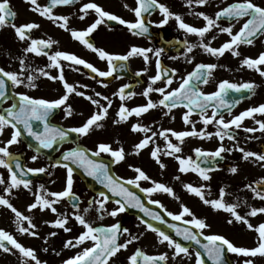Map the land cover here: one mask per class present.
Here are the masks:
<instances>
[{"label":"snow or ice","instance_id":"snow-or-ice-1","mask_svg":"<svg viewBox=\"0 0 264 264\" xmlns=\"http://www.w3.org/2000/svg\"><path fill=\"white\" fill-rule=\"evenodd\" d=\"M26 2L32 6L30 8L31 11L37 12L41 17L52 21L59 28L70 32L73 39L79 41L88 50L96 53L99 59L106 61L107 70H100L92 63L73 53L60 50L50 53L46 49L50 50L58 42L51 38L33 39L31 37V31L39 28V25L35 22L16 25L14 23L16 13L11 9L9 0H0V28L10 26L13 28L19 41H28L27 46L23 49L24 55L18 58L20 66L19 72L8 71L0 67V99L6 97L9 82L13 87L23 86L29 89H35L38 87L36 81L43 77L52 82L59 81L64 89L61 96L51 100L33 97L27 93H15L18 102H14L11 107L0 112V135L4 134L5 129H12L10 138L6 141H0V168L6 169L8 173L7 179L0 174V185H5L3 189L5 194L10 196L14 189H20L21 187L31 192L30 185L32 182L25 177L29 174L48 171L43 167L27 168L23 166L19 157L9 150L13 144L20 143V139L24 134H27V136L38 143L39 148L36 149L38 152L40 148L52 149L58 142L65 141L69 136V132L76 133L80 136H87L90 132L104 127L102 122L108 116L109 109L112 107V100L107 96H102L100 92H95L94 96L87 95L85 91L78 90V86L69 83L65 78L64 65L61 64V60L69 62L70 67L83 66L89 69L91 73L95 74L92 78L97 79V77H112L117 67L120 69L126 67L125 63H120L117 66V61L127 62L132 57H141L145 65H147L150 60V53L156 57V74L149 77V84L142 93L147 98V103L128 108L124 101L130 99L135 93L130 91L126 92V89L131 87L130 85L125 84L121 86L117 92L113 93L121 101L116 113L117 119L113 123H125L132 116L141 117L143 114L149 112V110L158 107L167 110L164 112L166 116L173 109L182 107L186 109L182 115L183 122L185 125L190 126V130L175 131L172 129H163L157 133L152 131L149 126L134 123L131 125V131L134 133H143L144 136L139 142L133 145L132 154L139 155L149 144L155 145L154 138L159 135L165 140L166 149L163 151V155L172 157L178 162V171L180 173H196L203 181H209L211 179L210 173L217 170L215 168V162L217 158L223 159L222 153L224 152L239 151L242 154L243 160L248 161L251 159L253 162L259 163L261 167H264V153L247 151L245 148L239 147L238 144L234 148H226L223 144L225 138L229 140L236 139L233 129H241L245 118L254 119L255 123L259 126L258 128L245 127L243 128L245 132L254 133L258 130L264 132V120L255 119L256 114L264 116V103L249 107L238 115H231L232 108L240 101L238 99H229V93H248L250 97L258 87L255 82L233 83L229 80H221L217 83L215 91L206 93L201 89L200 85L208 84L212 79L215 69L221 65L216 63H197L193 71L179 78L180 82L178 87L171 88L174 78H176L177 70L167 69L162 66L160 56L163 49L143 48L133 45L124 54L109 53L105 49L97 47L90 39L91 34L98 26L106 23V21H116L120 25L126 26L132 35L143 36L149 32V24L152 23L146 17L158 10L163 17L159 25L167 24L169 19H175L178 28L183 30L186 35L194 34L199 38L196 44L189 43L186 38L183 41H177V43H181L184 46V55L188 63H192L194 56H189V54L196 47L201 48L205 53L217 58L224 56L226 52H230L233 57H238L241 55L238 50L240 45L252 46L257 39L264 37V5L255 3L254 0H233L232 3L219 8L214 16H210L204 12L194 13L205 22L204 26L195 27L186 23L178 13L171 12L159 0H135L136 6L134 8L125 3L124 7L134 13V21H128L118 15L110 13L102 6L93 2V0H89L88 3H84L80 7L79 12L82 15L79 18L83 20L91 10L96 14V19L87 28L76 30L69 27L68 16L56 15L53 9L57 6L73 5L77 0H48V3L43 6L38 4L37 0H26ZM185 3L186 6L191 8L193 4L205 6L210 3V0H185ZM222 19L228 20L229 23L227 26H222L219 23ZM241 21L243 22L240 24L239 29L233 31L235 24ZM214 28L218 29V33L227 34L230 38L219 47H213L211 44L212 40L217 39V35H213L211 40L205 42L206 34ZM30 53L35 56L47 57L49 63L46 65V68H54L58 74L52 75L46 68H31L26 63L27 55ZM240 66L254 70L261 77H264V67H262L264 66V52H260L255 58L244 56L240 61ZM74 70L78 71L79 69L75 68ZM144 72H147V68L136 72L135 75L141 76ZM25 73L27 74L25 75ZM116 78L118 79L119 77ZM158 81L163 82L164 86H155ZM97 82L103 84L101 80H97ZM103 86L106 87L107 85ZM79 87L87 88V85H79ZM153 92L159 93L160 98L158 101H153L150 98V93ZM73 94L89 101L96 110L79 127L65 130L51 124L49 117L57 109L63 108L65 117L73 115L72 106L67 103ZM101 100L106 101V104H102ZM209 109H211L210 115L208 114ZM225 110L231 116L228 120L224 118ZM193 114L200 117L199 122L204 125L203 129L198 130L196 128L197 122L191 119ZM34 122H39L43 126V130H35ZM212 124L216 126L217 130L214 133L207 132V126ZM149 132H151V135H148ZM213 136L220 141L219 147L214 151H206L200 147H196L192 150L195 158L191 155H180L183 151L181 145L184 143L185 138L198 137L200 139H211ZM170 137H174L179 143H173ZM251 138L249 137V139ZM116 142L119 143V141ZM102 154L110 156L114 164L120 163L126 157L123 146L113 148L111 144L106 142L97 143L95 150L76 147L65 151L62 153L60 159L52 165L53 167H63L66 170L63 190L48 191L41 185V191L33 193L34 201L28 205L29 211L33 209H39L40 211L50 210L56 214L57 218L54 221H45L46 224H50L53 228L62 229L64 232H71L72 229L67 226L69 219H74L83 228V231L79 235L69 238L63 243V248L65 249L81 248L82 250L74 256L63 260L62 264H110V260L116 257L121 250H127L129 245L138 241L143 235V233L139 235L130 233L129 229L122 228L119 222L107 226H93L86 219V216L81 214L79 207L80 197L73 191V173L75 169L72 165L82 169L87 176L103 185L108 190V193H111V196H109L104 191L98 192V198L89 200L88 207L82 210L84 213H87L95 205V211L99 219H103L104 213H107L111 217H116L120 213L125 212L127 208H138L145 216L150 217L151 220L166 223L164 217L159 212L145 207L141 198L126 185H133L139 188L147 196H151L155 192H163L174 199H179L176 197L173 188L164 183L151 181L152 187L142 188L139 182L142 180L150 181L151 178L140 167L129 165L136 173L133 178L124 180L120 177H114L110 173L109 164L97 159ZM160 154L161 149L157 145L152 148L150 157L161 169H164L166 165L162 162ZM31 159L35 161L37 156L33 155ZM229 172L235 174L238 172V168L235 166L231 167ZM174 179L179 180L180 177L176 176ZM255 183V187L253 184H247L245 187L254 194V198L264 201V178H261ZM183 187L187 192L194 194L203 204L210 206L214 211L222 210L229 213L231 218L227 220L228 224H243L248 230L254 231L257 234L255 247L237 246L221 234L204 235L203 230L209 228L210 225L207 224L205 219L196 217L187 206L181 204V210L178 214L167 212V215L174 221H182L184 225L190 227L181 228L176 224H170L168 227L172 228L177 236L182 237L186 241H193L203 249V254L200 251H195V264H205V256L212 264H235V262H229L226 259L227 254H236L237 256L244 257L243 264H255V258H264V222L258 225L250 222V218L264 214V207L249 206V211L242 215L237 211L240 206L239 202H225L224 197L226 191L224 187L219 189V197L211 200L206 198L204 192L206 186L203 184L194 186L191 183H187ZM112 198L116 199L113 200ZM64 199L72 202L74 211L71 216L67 213L58 212L55 207V205ZM110 200H112L116 207L108 210L106 204ZM149 203L159 205L161 208L164 207L158 200H149ZM0 206L6 207L14 214L13 223L16 225V230L20 234H27L31 237L39 238V233L36 230L37 225L33 223L32 218L20 212L5 195H0ZM186 216L189 219H185ZM25 222L27 226H25ZM140 223L145 225L146 230H150L156 234L159 244H166L169 249L173 250L171 255L172 260H176L177 257H180L181 260L184 258L192 259L193 253L190 252L188 247L174 240L170 235L154 226L148 220L141 219ZM193 228L200 231H193ZM125 233L128 234L127 238L121 240V237ZM56 235V232L48 233L49 237ZM201 236L206 241L205 243L201 242ZM44 240L47 243V237ZM86 242H90V246H84ZM0 250L10 254H16L18 252L20 264H29V262L31 264H47L46 261H41L38 258L35 249L24 246L3 228H0ZM43 251L48 252L49 249L44 248ZM52 251L55 255H60V252L55 249ZM169 259L170 257L167 252L158 255H148L140 248H137L127 257L128 264H167Z\"/></svg>","mask_w":264,"mask_h":264},{"label":"flooded vegetation","instance_id":"flooded-vegetation-1","mask_svg":"<svg viewBox=\"0 0 264 264\" xmlns=\"http://www.w3.org/2000/svg\"><path fill=\"white\" fill-rule=\"evenodd\" d=\"M38 4L41 6L48 3V0H37ZM89 0H77L73 5L66 6H57L53 9L54 14L56 15H65L69 17V27L76 30H83L87 28L95 19L96 14L93 11H89V14L81 20L79 17L82 15L79 12L80 7L84 3H88ZM96 4L102 6L106 11L120 16L121 18L134 21V13L129 11L124 7V4L127 3L130 7L134 8L136 6L135 0H93ZM160 3L165 4L171 12L178 13L181 15L183 20L189 25L195 27L204 26L205 22L202 18L197 17L194 13L204 12L210 16H214L215 12L233 2V0H210V3L205 6H198L193 4L191 8L186 6L185 0H159ZM255 3L264 5V0H254ZM9 5L11 9L16 13L14 18V23L16 25H22L29 22H35L39 25V28L33 29L31 31V37L33 39H48L51 38L58 43L54 44L52 48L46 49L50 53H54L57 50L65 51L68 53H73L78 57L85 59L86 61L92 63L95 67L100 70H107V62L99 59L98 55L85 46H83L79 41L72 38L70 32L65 31L59 28L52 21L48 20L45 17H41L37 12L31 11L32 7L26 0H9ZM192 13V14H190ZM147 20L152 23L149 24V32L143 36H134L127 30L126 26L120 25L116 21H106V23L98 26V28L91 34V41L99 47L103 48L109 53L124 54L129 48L133 45L143 47V48H152V49H163V52L160 56L161 64L164 68L167 69H176L177 75L174 78L171 88H176L179 86L180 77L186 75L188 72L193 71L195 64L197 63H216L221 65L217 67L213 72L212 79L206 85H200L201 89L204 92H212L216 90V85L221 80H229L233 83H244L252 81L249 77L253 70H250L246 67L240 66V61L244 56L253 57L255 55V48L264 47V37L257 39L254 42V45H240L239 52L241 53L238 57H233L230 52H226L222 57H213L205 53L201 48L196 47L189 56H194L192 63H188L184 55V46L177 41H183L185 38L189 43L196 44L198 43L199 38L194 34H187L180 30L177 26L175 19H169L167 24L159 25V22L163 19L161 13L157 10L151 13L150 16L146 17ZM240 23H236L233 31H237L240 27ZM222 26L228 25V20L222 19L219 21ZM213 35H217V39L212 40L211 44L213 47H219L223 42L229 40L230 38L227 34L218 33V29H212L211 32L206 34L205 42L211 40ZM28 41H19L14 33V30L10 26L0 28V67L5 68L8 71H17L19 72V60L18 58L23 56V49L27 46ZM150 55V60L147 65L143 58L141 57H132L127 62L117 61V66L120 63H125L126 67L120 69L117 67L112 77H97L93 79L95 75L91 73L89 69L84 68L83 66H69V62L61 60V64L64 65V75L66 80L78 86V90L85 91L87 95H93L95 92H100L102 96H107L112 100V107L109 109L107 118L102 122L104 127L102 129H96L89 133L87 136H80L76 133L69 132V136L65 141L58 142L53 146L52 149H43L40 148L37 152L36 149L39 148L38 143L33 140L31 137L24 134L20 143L13 144L10 146V151L17 155L23 166L27 168H45L48 171L44 173H35L33 174V180H31V189L29 192L22 187L20 189H14L12 194L8 196L4 193L3 189L5 185H0V195H5L6 198L10 199V202L24 215H28L32 218L34 224L37 225V231L39 233V238L31 237L27 234H20L22 241L27 243H37L32 244V248L35 249L38 258L41 261H46L47 264H58L69 257L74 256L77 252L81 251V248H63V243L66 240L62 239L60 233H66L64 231L56 232L60 230L58 228H53L50 224H46L45 221H54L57 218V215L52 213L50 210L40 211L39 209L28 210V205L34 201L33 193L41 191L40 186L43 185L44 189L48 191H61L65 185L66 170L63 167L52 165L55 164L57 160L60 159L62 153L68 151L72 148L81 147L85 149L95 150L97 143L106 142L112 145L113 148L123 146L125 149L126 157L125 160L120 163H112V158L107 154H102L101 157L97 158L103 160L105 163H108L112 169L114 177H120L124 180L133 178L136 173L129 167L132 165L134 167H140L150 178V181H140L142 188L152 187L151 181H157L164 183L173 188L176 197L179 199H174L173 197L167 195L163 192H155L151 196H147L145 193L141 192L139 188L133 186L131 191L135 192L141 198L142 202H149V200H158L164 207L162 209L167 210V212H172L178 214L181 210L180 205L183 204L187 206L198 218L205 219L207 224L210 223L208 217H203L200 213L202 201L196 197L194 194L187 192L183 185L191 183L194 186H200L204 183L202 179L196 173H180L178 171V162L172 157L163 155V151L166 149L165 140L157 135L154 138L155 145L149 144V146L143 149L139 155L132 154L133 145L139 142L143 138V133H134L131 131V125L134 123H141L143 125L151 127L152 131L159 132L163 129H172V123L175 121L173 116V111L182 110L184 113L186 109L179 107L172 110L169 115H164V112L167 111L162 107L149 110V112L143 114L141 117L132 116L128 119L127 122L121 124H114L113 121L117 119L116 113L119 109L121 101L118 97L114 96L113 93L117 92L118 89L127 84L131 87L126 89V92H134L135 95L130 99H126L124 103L128 108L136 107L139 105H144L147 103V98H145L142 93L147 88L149 84V77L156 74L155 61L156 57L153 54ZM254 58V57H253ZM26 63L31 66V68H46V65L49 63L47 57L44 56H35L34 54H28L26 58ZM78 68L79 70H74ZM147 68V72H144L141 76H136L135 73L142 71ZM52 75H57L56 69H47ZM27 73H25L26 75ZM116 77H119L118 79ZM97 80L103 81V84L98 83ZM38 87L35 89H29L23 86L13 87L12 89L15 93H27L30 96L37 98H46V99H56L61 96L64 92V89L59 81L52 82L46 78L41 77L36 81ZM79 85H87V88L79 87ZM103 85H107L106 87ZM163 87V82L158 81L157 85ZM234 94L230 92L229 96ZM257 92L254 90L253 97L250 100H241L235 110L231 112V115H238L240 112L246 110L249 107H252V101L256 96ZM264 95V92L262 93ZM150 98L153 101H158L160 98L159 93H150ZM72 106L73 115L70 117H65L63 108L55 110L52 115L49 117L50 123L56 125L62 129L69 130L74 127H79L82 125L86 119L95 111V107L86 99L76 96L75 94L71 95L68 102ZM102 104H106V101L101 100ZM13 104L12 101H8L2 106L0 112L3 109L11 107ZM208 114H211V109L208 111ZM177 116V115H175ZM174 117V119H173ZM225 120L231 118L227 113L224 114ZM193 121L200 119L198 115H193L191 117ZM246 120V118H245ZM179 121H183L182 117L179 116ZM216 128V126H214ZM34 129L37 131H42L43 126L37 122L34 123ZM12 129L7 128L4 131L3 135H0V141H6L10 138ZM175 131H184V130H175ZM151 135V132L148 133ZM173 143H179L175 140L174 137H170ZM188 137L185 138L184 143L181 145L183 151L180 153L182 156L186 155V147ZM116 141H119L117 143ZM31 145V147H29ZM159 146L161 149L160 158L162 162L166 165L164 169H161L159 165L150 157V152L154 146ZM33 155L37 156V159L33 161L31 157ZM195 158L194 152L190 154ZM225 166H219L218 170L215 173L220 172ZM76 170L77 167L72 165ZM74 170L73 173V191L80 197L79 207L81 214L86 216V219L93 224V226L100 225H111L113 223L119 222L122 228L129 229V232L134 235H139L143 233L138 241H135L133 244L129 245L127 250H121L116 257L110 260V264H128L127 257L130 256L137 248L142 249L148 255H158L160 253L167 252L170 259L167 264H195V251L194 248H189L190 252L193 253L192 259L184 258L181 260L180 257H177L176 260L171 259L172 249H169L166 244H159L157 241L156 234L150 230H146L145 225L141 224L138 217L134 215L127 214L126 212L120 213L116 217H111L104 213L103 219L98 218V214L95 211V205L93 209L84 213L82 210L88 207L89 200L93 198H98L97 193L104 191V187H100L99 183L93 178L87 176L84 172L79 175ZM0 174L4 176L5 179L8 177L7 170L0 168ZM82 176L87 179L86 181L82 179ZM179 176L180 179L176 180L174 177ZM101 188V189H100ZM209 191L215 192V189L210 188ZM204 192L205 189H204ZM190 202L193 205L200 203L199 207L193 208L190 206ZM58 212L67 213L71 216L74 211L72 208V202L68 199L61 200V202L55 205ZM116 205L113 202H108L106 208L108 210L113 209ZM191 207V208H190ZM170 217V216H169ZM172 219V218H171ZM189 219V217H185ZM14 214L4 206H0V228L5 229L9 233L13 234V228L16 225L13 223ZM25 226H27L25 222ZM72 229L71 232H67V237L72 238L77 235L83 228L79 226L74 219H69L67 225ZM194 231V228H193ZM200 231V230H198ZM56 232L57 235L54 237H49L48 233ZM204 235H210L217 233L213 228H206L203 230ZM233 234V233H231ZM127 233L121 237V240L127 238ZM66 236V235H65ZM47 237V243H45L44 238ZM28 246V244H27ZM84 246H90V242H86ZM48 248V252H44L43 249ZM55 249L60 252V255L57 256L52 251ZM2 251V250H1ZM191 260V262H190ZM231 262H235V259L232 258ZM242 261L239 262V264Z\"/></svg>","mask_w":264,"mask_h":264},{"label":"rangeland","instance_id":"rangeland-1","mask_svg":"<svg viewBox=\"0 0 264 264\" xmlns=\"http://www.w3.org/2000/svg\"><path fill=\"white\" fill-rule=\"evenodd\" d=\"M264 50L263 48H255V55L254 58L257 56L259 51ZM252 81L255 82V84L258 85L257 89V97L256 99L251 102L252 107L257 106L261 103H264V95L262 94L264 92V77H261L257 72L254 70L251 72L250 77ZM173 116L175 117V121L172 123L173 130H190L189 125H185L184 122L179 121V116H182L183 113L181 110L173 112ZM177 115V116H175ZM255 119L264 120V116H261L260 114H256ZM200 120V119H199ZM196 128L203 129L204 125L200 123L198 120H196ZM214 124L208 125L206 131L214 133ZM245 127H256L259 126L255 123V120L252 118H247L245 121H243V125L241 129H233L234 132H237L240 137L238 140H228L225 138L223 141V144L226 148H234L235 145H239V147L245 148L247 151L252 152H258L261 153L260 146L264 144V132L256 131L254 133H248L243 130ZM249 137H252L249 139ZM187 144L186 147V155H190L192 150L196 147H200L204 150L208 151H214L217 147L220 145V141L218 138L213 136L211 139H200L198 137H188V140L186 141ZM222 156L225 157L226 162L228 164L227 168H224L222 170V175L224 179L227 178V180L230 181L231 188L229 191H226V195L224 197V200L227 201V203H237L239 202L240 206L237 209L242 215L245 214L247 211H249V206L253 207H264V201H261L259 199L254 198V194L245 187L247 184H253L257 181H259L261 178H264V167H261L259 163L253 162L251 159L248 161H245L242 159V154L239 151L233 150L231 152H224L222 153ZM237 167L238 172L235 174H232L229 172V169L231 167ZM216 181L221 182V179L219 178V174L212 175L211 179L209 181H204L203 185H205L206 190L209 188V186L213 185ZM219 197L218 194H212L210 197L211 199H217ZM235 202H234V200ZM246 201V203H245ZM203 204V203H201ZM200 203L193 205L192 202H190V206L193 208L199 207ZM190 207V208H191ZM205 207H209L208 205ZM203 207L201 205V214L203 217H208L210 219V228H213L217 232L221 233H229L232 229L239 230L238 232H234L232 234L233 239L236 241L243 240L245 241L240 246L244 247H255L256 246V236L257 234L254 231H240L239 224L233 223L228 224L227 220L228 218L226 215L224 216L223 213H213L210 209ZM250 222L254 225H258L261 222H264V214L258 215L257 217L250 218ZM60 230H56V232H60ZM63 231V230H62ZM21 244H23L26 247H31L32 244L37 245V243L34 241L33 243H27L25 244L24 241L21 239L20 233L16 230V227L13 228V234H12ZM62 235V239H68L67 232L64 234L60 233V236ZM66 235V236H65ZM245 258H243L244 260ZM191 262V260H190ZM0 264H20V257L19 253L16 254H10V253H1L0 252ZM31 264V262L29 263ZM58 264H62V262H59ZM239 264V263H238ZM255 264H264V258L257 257L255 258Z\"/></svg>","mask_w":264,"mask_h":264},{"label":"water","instance_id":"water-1","mask_svg":"<svg viewBox=\"0 0 264 264\" xmlns=\"http://www.w3.org/2000/svg\"><path fill=\"white\" fill-rule=\"evenodd\" d=\"M263 153H264V146H263ZM222 161L223 160L217 159L215 163H219V162H222ZM255 186H256V184H255ZM127 211H130V213H134V214H137V215H140L141 214L143 216L142 211H140V209H138V208H127ZM144 218H147V216L144 215ZM153 224H154V226L160 228L161 230H163L164 232H166L170 236L176 237L177 240H179L180 242H182V243H185L186 242V240H184L182 237L177 236L175 234V231L173 229H171L169 227H165V226L161 225L159 222H157V223L155 222ZM200 252L203 254V249H200ZM226 259H228L227 258V255H226ZM204 260H205L206 264H212V262L210 260H208L206 256L204 257Z\"/></svg>","mask_w":264,"mask_h":264}]
</instances>
